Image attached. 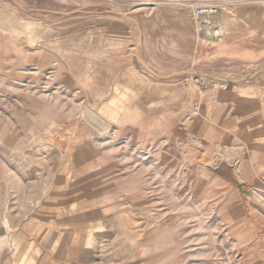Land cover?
I'll list each match as a JSON object with an SVG mask.
<instances>
[{"label": "rangeland", "instance_id": "374dc122", "mask_svg": "<svg viewBox=\"0 0 264 264\" xmlns=\"http://www.w3.org/2000/svg\"><path fill=\"white\" fill-rule=\"evenodd\" d=\"M263 61L264 0H0V264H264Z\"/></svg>", "mask_w": 264, "mask_h": 264}, {"label": "built area", "instance_id": "2783aa9c", "mask_svg": "<svg viewBox=\"0 0 264 264\" xmlns=\"http://www.w3.org/2000/svg\"><path fill=\"white\" fill-rule=\"evenodd\" d=\"M189 8H191L192 17L200 37L203 40H207L204 34H212L216 30L212 24L213 20H216L219 15V6L216 3H205L193 4Z\"/></svg>", "mask_w": 264, "mask_h": 264}, {"label": "bare ground", "instance_id": "6f19581e", "mask_svg": "<svg viewBox=\"0 0 264 264\" xmlns=\"http://www.w3.org/2000/svg\"><path fill=\"white\" fill-rule=\"evenodd\" d=\"M143 4H146V5H152V4H155V3H151L150 2H143ZM184 5V4H183ZM188 5V4H187ZM186 6V5H185ZM214 25V28L217 29L216 27H218V18L216 20H213V24ZM214 29V30H215ZM221 28L219 27V30L216 31L215 30V33L211 34L212 35V38L214 39V41H216L217 39H219L221 37ZM205 35V34H204ZM221 39V38H220ZM226 85V83H222L221 86H224ZM97 114V113H96ZM86 121V120H85ZM25 126V125H24ZM90 131V130H89ZM108 255V254H107Z\"/></svg>", "mask_w": 264, "mask_h": 264}, {"label": "crops", "instance_id": "0c3cea01", "mask_svg": "<svg viewBox=\"0 0 264 264\" xmlns=\"http://www.w3.org/2000/svg\"><path fill=\"white\" fill-rule=\"evenodd\" d=\"M110 64H112V63H109L108 65H110ZM117 65H118V63L115 62V63H114V67L117 66ZM110 66H112V65H110ZM126 72H129V71H126ZM123 76H124V78H122V79L125 81L124 85L127 86V87H128V86L130 87V86H131V83H132V82H131V73H128L127 78L125 77L126 74L123 75ZM127 83H128V84H127ZM130 88H131V87H130ZM103 92H105V90H103Z\"/></svg>", "mask_w": 264, "mask_h": 264}, {"label": "water", "instance_id": "95a60500", "mask_svg": "<svg viewBox=\"0 0 264 264\" xmlns=\"http://www.w3.org/2000/svg\"><path fill=\"white\" fill-rule=\"evenodd\" d=\"M260 67H264V61L261 63V65H260ZM216 78H218V77H216ZM220 78V77H219ZM223 79V78H222ZM227 81H231V80H228V79H226ZM241 185H239V188L241 189ZM242 190V189H241ZM250 191L249 190H244V194H248Z\"/></svg>", "mask_w": 264, "mask_h": 264}]
</instances>
